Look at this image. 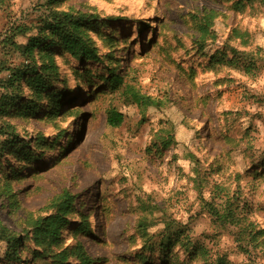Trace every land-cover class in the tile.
I'll return each mask as SVG.
<instances>
[{
    "label": "rangeland",
    "instance_id": "rangeland-1",
    "mask_svg": "<svg viewBox=\"0 0 264 264\" xmlns=\"http://www.w3.org/2000/svg\"><path fill=\"white\" fill-rule=\"evenodd\" d=\"M235 1L59 3L58 10L107 20L88 32L101 61L55 53L59 79L52 87L64 95L55 118H0V125L13 127L30 146L37 137L46 140L32 165L13 163L24 178L13 187L22 208L14 215L0 208L1 223L23 231L30 218L48 215L46 206L66 191L74 202L60 245L80 244L91 264H216L220 258L264 264V247L238 245V229L216 228L200 201L218 185L229 197L239 196L244 218L264 230V3L243 1L236 12ZM46 2L0 0V66L21 64L23 56L8 36L24 44L47 14ZM215 52L250 67H200ZM106 68H117V89L99 81ZM7 74L0 71V82ZM109 109L122 114L120 126L106 125ZM144 203L158 212L146 215ZM140 218L151 225V252L135 231ZM162 221L186 224L190 239L205 247L203 257L190 259L177 244L160 253ZM2 253L0 244V264ZM21 258L30 256L24 251Z\"/></svg>",
    "mask_w": 264,
    "mask_h": 264
},
{
    "label": "trees",
    "instance_id": "trees-1",
    "mask_svg": "<svg viewBox=\"0 0 264 264\" xmlns=\"http://www.w3.org/2000/svg\"><path fill=\"white\" fill-rule=\"evenodd\" d=\"M62 1L47 0V14L39 18L35 32L27 37L24 44H14L12 42L14 34L8 36V44L14 46L23 56V61L13 68L0 66V71H8L7 77L0 82V89L3 90L0 94V118L15 117L23 121L33 118L51 121L55 118L64 97L52 87V83L59 79L58 67L54 59L55 53L61 56L66 54L79 62L101 61L95 42L88 32L98 26L108 25L107 20H98L94 16L79 12L58 10L57 7ZM243 1L251 5L258 2L264 3V0H239L233 2L231 8L240 12ZM209 15L204 16V19L209 20L211 18ZM232 32L237 37H242V32L239 30L233 29ZM97 35L99 38L102 36L101 33ZM207 59V64H201L200 67L213 69L218 65L225 66L232 63L234 66L250 67L243 63V59L226 58L223 52L210 54ZM116 70L117 68H106V76L99 77V81L103 82L109 90L117 89L122 83V78L115 74ZM64 84L65 79L61 81V86ZM22 89L27 91L26 96L22 95ZM41 101H46L45 108H42ZM122 120L120 112L113 109L106 112L105 123L108 127L116 128L120 126ZM67 139L69 141L70 137ZM163 142L160 140L159 144ZM45 145L46 140L43 137H37L30 146L14 132L13 127L4 128L0 125V208H6L8 214L14 215L22 208L13 187L24 178L13 163L17 165L22 162L32 165L37 161L36 152L42 151ZM261 166H264V163ZM200 201L203 212L216 228L233 226L238 229L235 234L238 245L241 241H246V247H264V230H255L244 218L245 210L239 196L229 197L224 188L215 185L209 192L208 199L201 197ZM73 202L74 197L64 191L46 206L47 211L50 212L48 215L35 220L30 218L27 228H21L20 230L23 229V231L20 232L11 230L0 221L2 264H91V260L80 244L69 247L60 245L61 230L68 225L66 216L69 211H72ZM140 206L146 215L153 216L158 212L156 207L148 206V204L144 203ZM162 223L163 235L156 244L160 253L168 251L170 246L177 244L190 259L203 257L205 247L190 239L186 224L181 225L171 221H162ZM150 226L146 218H140L135 224V231L151 252L154 250L155 242L147 232ZM27 241L35 248H30L26 244ZM24 251L29 254V260L21 258V253ZM216 261H218L216 264H228L224 258L216 259ZM164 262L167 260L165 259Z\"/></svg>",
    "mask_w": 264,
    "mask_h": 264
}]
</instances>
